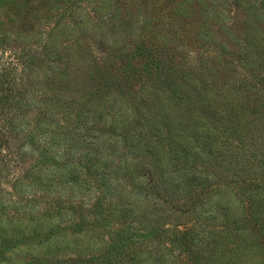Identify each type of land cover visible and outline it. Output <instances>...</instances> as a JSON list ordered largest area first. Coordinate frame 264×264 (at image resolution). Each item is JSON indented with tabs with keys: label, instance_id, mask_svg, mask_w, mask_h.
Here are the masks:
<instances>
[{
	"label": "trees",
	"instance_id": "16d2710c",
	"mask_svg": "<svg viewBox=\"0 0 264 264\" xmlns=\"http://www.w3.org/2000/svg\"><path fill=\"white\" fill-rule=\"evenodd\" d=\"M0 264H264V0H0Z\"/></svg>",
	"mask_w": 264,
	"mask_h": 264
},
{
	"label": "rangeland",
	"instance_id": "374dc122",
	"mask_svg": "<svg viewBox=\"0 0 264 264\" xmlns=\"http://www.w3.org/2000/svg\"><path fill=\"white\" fill-rule=\"evenodd\" d=\"M100 133H102V131ZM102 134L104 135V133H102ZM112 137H113V139L116 138V137L119 138L117 136V134L112 135ZM113 139L111 137H109V139L101 140V143H103V144H101V151L104 153V155L110 156L113 159H115L113 161V163H112V166L114 167L116 165L115 167H117V168L115 169V171L118 172V168L120 167V161H118L117 155H115V154L110 155V154L107 153L108 149L111 148V141ZM117 143H118V141H117ZM119 143H120V139H119ZM119 151H120V147H117L116 148V154ZM133 151H135V150H133ZM131 153H133V152H131ZM133 155L134 154H131V156H133ZM144 160H145V158H144ZM126 162L128 164V166H127L128 170L127 169H123V170L126 172V174H128L127 181H126V184L123 185V187H121L120 191L117 192V197L121 198V199H123V198L125 199L124 203L130 209V211H129L130 214L129 215L133 216V214L137 215L138 213L145 212V210L148 208V205H150V200L145 198L140 193L133 192L134 189H137V185L141 184V181H140L141 176L134 172L133 162L130 163L129 160H126ZM83 167L86 168L87 166L83 165ZM92 200L93 199H91V201ZM178 214L179 213H177V212L173 211L172 209H170L168 211V215L169 216L166 217V215H164V217H163L164 222H166L164 224V226L161 227V228H160V226H153L152 227V232L155 233V234L160 232L158 237H162V236H166L167 234L170 233V231L172 230L171 226L178 228L179 225H175L178 222L174 219V216H176ZM108 220L109 221L107 222V225H109V227H112L113 229H116V228H119V227L123 226V224H118L119 221H120V223H122L121 220H118V222L116 220H113V219H110V218ZM146 229H148V228H146ZM129 230L133 231V229H128V232H129ZM147 239H148L147 244L148 243H151V244L156 243V240H154V239H150L149 237Z\"/></svg>",
	"mask_w": 264,
	"mask_h": 264
}]
</instances>
